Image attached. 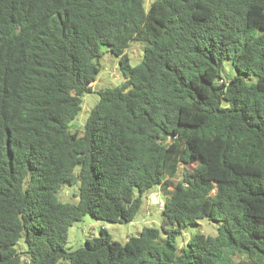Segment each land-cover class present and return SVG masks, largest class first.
Returning a JSON list of instances; mask_svg holds the SVG:
<instances>
[{"label": "trees", "instance_id": "obj_1", "mask_svg": "<svg viewBox=\"0 0 264 264\" xmlns=\"http://www.w3.org/2000/svg\"><path fill=\"white\" fill-rule=\"evenodd\" d=\"M144 1L0 0V264H264V0ZM103 50L123 82L94 91ZM153 189L160 230L64 249L83 216L131 222ZM202 219L216 234L178 248Z\"/></svg>", "mask_w": 264, "mask_h": 264}, {"label": "rangeland", "instance_id": "obj_2", "mask_svg": "<svg viewBox=\"0 0 264 264\" xmlns=\"http://www.w3.org/2000/svg\"><path fill=\"white\" fill-rule=\"evenodd\" d=\"M153 0H145L144 8L147 9ZM144 44L133 42L126 50L127 57L131 66H135L142 60ZM101 69L96 80L92 83L93 90L103 88H111L119 86L123 82V77L118 70V60L110 53L104 52L100 61ZM222 75L227 78L234 75L230 62H223ZM254 81V78H252ZM98 101V96L95 93L84 94L82 97L81 111L77 115L74 124H77L73 130L82 131L83 124L90 113L91 109ZM190 168V167H189ZM188 168V169H189ZM75 192L74 187L63 186L58 193L59 200L65 203H76L77 198L73 197ZM164 203L163 194L159 189H153L142 197V204L136 217L131 222L126 223H107L96 220L89 215H85L80 221L74 223L69 229L67 240L63 247L67 252L80 249L84 246L86 240L99 237L100 230L104 229L107 237L111 241L125 243L129 237L138 236L145 228H161L160 209ZM216 224L209 222L206 219L199 220L196 225L183 228L176 236L175 245L178 248L185 246L187 240L194 234L201 233L204 235L214 236L216 234ZM18 253L26 250L25 244L20 240L15 246ZM25 257H22L24 260ZM25 262V261H24ZM58 264H67L66 261H61Z\"/></svg>", "mask_w": 264, "mask_h": 264}]
</instances>
